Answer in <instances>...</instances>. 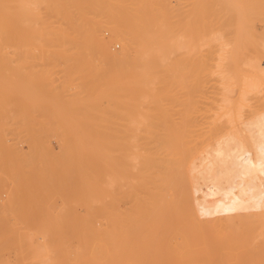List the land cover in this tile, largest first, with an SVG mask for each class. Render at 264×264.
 Masks as SVG:
<instances>
[{"label":"rangeland","instance_id":"rangeland-1","mask_svg":"<svg viewBox=\"0 0 264 264\" xmlns=\"http://www.w3.org/2000/svg\"><path fill=\"white\" fill-rule=\"evenodd\" d=\"M171 1V5L173 4L172 7L176 10V12L178 9L186 12L184 13V19L181 22L179 21L178 17H176L175 21V29L178 27L184 29L183 31H181L182 29L178 28L181 32L177 31L178 29H176L177 34L175 33V37L180 36L178 37L180 39L177 38L178 41H176L179 48L175 47V51H173V54L168 59L162 57L154 58L156 59L155 61H159V63L157 62V65H155L148 74V77L151 78L154 82L151 83L153 86H147L151 89L150 91L146 87V89L143 88V91L141 92L142 96H139L136 101L133 100L131 95H128L130 91L129 87L132 85L131 79V84H129L128 78L130 76L134 77V74H137L138 76V73H130L128 67H125L121 64L122 69H119L120 72L118 73V75L115 74V72H118L117 67L119 65H116V63H114L112 60L107 59V57L105 58L101 55H97L99 54V52H94L96 54L95 55L93 53L89 54L86 52H83V54L82 52H79V54L75 51L63 52L57 50H46L41 51L40 54V51H38V47L36 45L33 46L34 49H32V51H25L26 49H23L24 51H21L18 47L21 43H24V41L22 42L21 38V36L23 37V35L21 34V27L19 28V25L17 24L16 29H18V32L16 30L17 34L15 37L17 40L16 42H18L19 44L15 42V49L17 47L16 52L13 53L12 51V54L10 52H7L10 55L6 52L0 53V61H10L9 63L7 62L8 64L6 63L7 65L0 63V85L3 82H8L11 84L14 83L13 86H16V90H18L13 94L14 99L12 100V106L10 107L9 105L7 108L8 110H6V115L10 117L12 116V118L5 117L3 119L0 117V139L2 137L1 140L4 142H0V264H264V166H257L259 167L257 168L251 165L248 160H244V155L239 149L241 148V146L239 145L241 139L234 138L233 131L231 130L230 126H228L226 121L223 120L224 122H217L215 127V124H213V120L219 118L220 112H222L223 110V108L220 109L217 105L219 104V106H226V104L222 101H220V103L217 102V100H221L218 98L220 97L219 95L221 94V92L218 91L222 90V84L220 80L218 81V79H220L219 75H217V73L214 71V62L212 63L213 60H210V57L213 56L211 52H214V54L217 52L218 54L220 48L219 46L223 44V42L227 43L228 40L234 41L233 38L235 36L231 32L229 33H231V35L234 37H228L231 35L227 36L226 34L230 29L228 23L226 22H229L230 24V22L234 20L235 25L236 15L234 14L232 16V19L229 21L228 18L226 19V17L229 16H224L223 14L224 18L227 21L224 19V21H222L223 16L221 17L220 15H218L217 18L216 14H213V12L209 14L208 12V17H210L211 20H213V15H215L214 21H216V24L214 23L211 28L216 30L213 31H217L216 33L220 31L218 34L220 36L222 34L225 35L224 39L227 40L224 41V39L222 38L223 36H221L223 40L221 39L218 41L219 45H217V42L214 43L216 44L215 47H217L218 49H214L213 46H207L210 48V52L208 48L207 50H203L202 45H200L202 46V49H200L197 41L195 42V40L191 36L198 30V28H196V30L193 31V28L197 26H193V23H191L192 25L187 23V21L189 22L190 20L189 8L191 7V4L189 2L191 0H185L188 2V5L185 4L186 2L184 0H179V2L178 0ZM111 2L113 6L115 0H111ZM178 3L181 4L179 5ZM183 4L184 6L182 7ZM36 11L39 12L38 9H36ZM251 15L253 18L251 17ZM219 16L221 17V19H219ZM263 16L264 15L257 16L256 14L251 13L248 18L246 17L247 19H250L249 17H251L256 21L255 25L249 23L252 26L251 28H249L250 26H247V23L252 19L248 20V22L246 21L247 19H245L247 23H244H246L245 25L247 26V28H249V32H259V36L257 34L256 36L254 34H251L250 40L247 37L244 38L245 40L243 39L242 43L243 41H245V44L240 43L241 50L244 48L243 51H245V45L248 41L249 44H252V42L253 44H257V41L264 38V36H262L264 34H260V31H263L262 33H264V18H262ZM50 19L54 21L50 28H54L56 26L55 24H57V22H55L57 18L51 17ZM79 19V26H82L78 27L80 31L74 30V28L72 29V27L70 29V26H68V24H63L64 26L66 25L68 27V30L74 31H71L73 32V36L75 35V33L77 34L76 31H79L78 35L84 34L82 30L84 29V25L81 22V18ZM260 20H262V22ZM220 23L223 25L221 26ZM232 23L233 21L231 22V24ZM187 24L189 25L190 32L192 34L188 30L189 27H186ZM224 24L225 28L223 27ZM234 25L232 24L230 26L234 28ZM102 31L105 34L106 39L108 38L109 40H111V44H109L113 51L119 52L122 49V44H120L121 42L113 38V35H111V30H109L108 28L102 26ZM184 31L186 35H188L189 33L190 35H188L187 40L184 39L183 43V39L181 40V34ZM232 31L234 32L233 29ZM20 34L21 36H18ZM248 35L246 33V36ZM252 36L255 37L256 40ZM258 37L259 39L257 40ZM252 39L255 41V43L254 41H252ZM231 42L229 43L231 44ZM160 43L163 44V42ZM196 44L198 46H196ZM241 44L244 46H241ZM251 44L248 47H251ZM21 45L23 46L25 45V43ZM228 47L229 46L225 48L224 46L223 50H226H224L223 52H229L230 50L228 51ZM188 49H190V53L187 52ZM197 49L201 50V52L197 51ZM204 49H206V46L204 47ZM241 50V53H237V56L239 55L240 57L238 58L240 60L242 58L241 61L244 60L245 62L247 61V59L242 54L243 52ZM255 50H251L252 53L257 52ZM32 52H35L37 55L35 53L34 55ZM202 52H207V55L204 53V56ZM244 54L246 55V52H244ZM257 54H259V52H257ZM257 54H253L256 56L252 55V58H259L260 61L264 63V54L261 55L262 58L260 57V54ZM89 55H92L94 57H90ZM199 55H201L202 57ZM22 56H24V59H21L23 58ZM29 56L30 58H28ZM206 56L210 60V63ZM257 56L259 57L257 58ZM213 57H216V55ZM40 58L42 61L38 60ZM101 58L102 60H104L103 62ZM202 59L203 62H201ZM239 59L237 61L240 62ZM230 61L231 63H233L232 57L227 59L228 65L225 64L226 67L233 66V64H229ZM15 62H17L18 64H15ZM165 62H172L171 72H165V70L163 69L162 63ZM244 62L241 63L242 67L245 65L243 64ZM235 63L237 62L235 61ZM9 64L14 68H11ZM113 64H115V66ZM210 64L214 67H211ZM208 65L211 69L207 67ZM157 66H159V68ZM235 66L237 65L235 64ZM8 67L11 71L13 69V71L10 72ZM206 67L208 69H206ZM30 68L32 70H30ZM113 68L115 69L113 70ZM5 69L7 72L9 71V73L5 72ZM17 69L18 71L16 72ZM111 69L113 71H111ZM240 70L241 68L238 71L236 70V72L234 71L235 73L233 71H228L233 74V77H235L234 75H236L237 77L235 78H238L237 80L232 79L229 81L230 84L233 83V86L229 85L230 91L228 93L231 100L230 104L237 108L239 107L240 98L239 85L241 80H239V78L244 74L245 76L251 74L250 72L246 71L245 68L242 69L244 72ZM27 71L30 73H28ZM245 71L247 73H245ZM1 72L6 73L7 75L2 74ZM22 72L24 73L22 74ZM46 72L48 74H46ZM94 72L97 74H95ZM128 72L130 73L129 77L126 79L128 81L124 83V81H126L125 75L128 76ZM228 72L227 74L229 76H232L231 73ZM38 73L41 77L37 75ZM46 75L48 76V78ZM115 76L117 78H115ZM119 79L120 82L118 81ZM116 80L119 82V84ZM215 80L217 81L214 82ZM31 82H33L32 85ZM121 83L126 85H123ZM218 84H221V87ZM34 86H36V88ZM62 89L63 91H61ZM102 90L104 94L102 93ZM98 91L102 93L100 96H102L103 99L99 96ZM263 92L264 83L262 85L261 93L256 92L249 94V99L246 98L247 101L246 99L242 101L244 106L241 109L242 111H240V118H243L241 126H244L245 128V131L242 132L244 135L243 138L247 140L249 139V136L251 141L257 140L256 143L258 146V152L261 153L259 154L261 156L260 161L264 163V128H261L264 127ZM143 93L146 94L145 96H147V98H144L145 96H143ZM153 93H155V95ZM216 93L217 95H215ZM97 94L98 97H96ZM167 94H169V96ZM255 94H258L259 96H256ZM212 95H215V98L212 97ZM254 95L256 97H254ZM260 95L262 96L261 98ZM46 96L49 97V99H47ZM26 97H28L29 99H26ZM76 97L77 99L80 98L82 102L86 103L85 107L73 108L72 106H70V104H72L73 102H77ZM95 97L97 99H95ZM99 97L100 99H98ZM151 97H153V99L157 98V106H153L154 103L152 102V104L150 102ZM166 98L168 99L166 100ZM190 99L193 101H191ZM211 99L212 102H210ZM188 100H190L191 102L189 101V107L187 106V108L184 104ZM259 102H262V104ZM173 103L176 105H174ZM256 103H258V106H260L258 107ZM59 104H61V106H59ZM205 104L208 105L206 106ZM147 105L149 106L147 107ZM183 105L185 107H183ZM199 105L202 106V109L201 106L199 107ZM214 106H216V109ZM256 107L258 110L260 107L263 108H261L259 111H256ZM177 108H187L185 110L183 109V111H185L184 113L186 114V123L190 121L188 122V124H186L185 120H183L185 114L181 116V114L183 113L181 111L182 109L178 110L179 112H177ZM199 109H201L202 111H200ZM186 110L190 112H187ZM65 112H67L68 114H65ZM170 112L173 115L170 114ZM74 114H77L76 118L68 120L71 115V117H75ZM211 114L214 116H210ZM136 116L137 118H150L148 126H143L142 124L140 125V123H138L137 125V123L135 122L132 123L131 118ZM197 116L198 118H196ZM58 117L61 118V121L63 123L57 119ZM200 117L202 118V121ZM209 117H211L212 119ZM66 118H68L67 120L70 122V125L66 122ZM85 118L88 119L87 122L85 121ZM91 118L93 119L92 121ZM155 118H161V120L155 122ZM71 120L75 122L71 124ZM181 120H183V122ZM253 120L254 122H252ZM58 121L62 123V126ZM78 121L82 123L81 130L79 127H77L78 125L81 127L80 123L78 124ZM89 121L90 123H88ZM192 121L195 123H192ZM250 121L252 122V124L250 123ZM259 121L263 122V125ZM6 122L8 123L6 124ZM76 122L77 124H75ZM91 123L93 124L90 125ZM179 123H182L183 125ZM71 125H73V127H71L74 128L73 130L70 129ZM181 125L182 127L184 126L186 129H188H185L186 131H182ZM250 125H252L253 129H251ZM3 126H5L6 128ZM66 126H68L69 128ZM171 126L172 128L174 126L175 128H177L178 126V128H181L178 129L180 130V132L185 131V133H188L187 145L190 147L189 152L192 153H190L189 166L194 168L191 171L192 176H194V180H191V182L187 184L188 197L187 199L185 197L184 203V207L187 209V211L183 210L180 205L181 195L179 191V184L175 186L170 184L169 186V183L168 185H164L165 183L163 181L154 179L159 178L161 175H163L164 171L168 170L159 168V166H157L158 163H161L162 165H170V163L172 162V160L158 159L159 157H169L170 155L165 154L166 151H168V146H165L164 143L161 144V142H164V133L166 137L167 135L169 136L168 131ZM191 126L193 128H196L193 129ZM87 128L89 130H87L88 133H91L90 135L87 133V131H84V129L86 130ZM67 129L69 130L67 131ZM148 129L152 130L148 131ZM163 129L165 130V132ZM262 129L263 132H261ZM76 130L79 131V133L81 132L82 136H80V134L78 135V132ZM221 130L224 132V134ZM213 131L216 133L214 134ZM84 132L85 134H87V136L89 135L88 137H86V139L83 138ZM185 133H183V141L187 142ZM73 134L75 136H73ZM135 134H137V139L133 137L135 136ZM158 134L161 138L157 137L159 136ZM7 135L9 137H7ZM92 135L96 137L95 140L93 139L94 137ZM214 135L219 139L216 138L215 140ZM219 135L222 137L221 139H224L223 137L225 136L226 142L229 141L231 143H225L227 146H231L230 148L236 149L229 150L230 148L227 149L225 144L222 145ZM100 137H102L103 144L101 143L102 141L100 140ZM131 137L133 140L130 139ZM210 137L212 139H209ZM78 138H80L81 141L83 140L82 143H84V141L87 143H85L84 146L80 143V145L83 147H87L91 141V144H93L94 147H96L97 144V149H95L96 151H94L93 147V149L91 150L92 153L90 155L91 151L89 152L88 150L83 149V147L79 146V143L77 142L80 140ZM106 138L108 139V141ZM153 140L157 145L154 144ZM93 141H96L97 143ZM99 141H101L100 143L102 146H105H100ZM198 142L200 144H198ZM224 142L225 141H223V143ZM216 143L218 146L216 145ZM125 145L128 148L125 147ZM155 145L157 148H155ZM211 145L213 148L211 147ZM135 146H138L137 150L132 149ZM100 147L103 148V151ZM220 147H222V149L226 147V149L222 150ZM80 148H82L81 150L83 151H81ZM98 149H100L101 151ZM217 149L222 151H217ZM149 150H157L158 152H160L157 154H147L155 158L151 160V163H156V166H151V168L149 169L143 168L142 166H140V164H138L136 168L129 167V161L132 160V156H134V158L136 157V159L139 158L137 160H140V155L144 153V151ZM99 151L102 153L98 155ZM107 152L110 154L108 155ZM94 153L97 155H95ZM92 155H95L94 158H92ZM107 155L109 157V161L107 160ZM11 157L13 159H11ZM112 157H115V159ZM112 159L113 164L111 165ZM19 162L21 165H18ZM94 162H96L97 165ZM115 163H117L118 165H114ZM144 163H150V161ZM121 164L123 166H121ZM74 165L76 166L74 167ZM196 166L199 167V170L196 169ZM148 170L154 171L151 173V184L158 183L160 185L159 198L161 199L162 204L161 212L165 214L155 215L152 213H146L144 211L145 206L142 198L145 197L146 193L145 191H143V188L139 184V179L141 178L140 174L145 173ZM78 171L79 173L77 174ZM80 171L85 173L87 176L85 174H82L81 176ZM197 173L200 174L196 175ZM220 173L223 174L222 178L224 182L216 179L215 175H218ZM84 176L88 179L84 178ZM93 178H96V180H93ZM86 179L88 181H86ZM98 179L99 181H97ZM84 180L88 183L89 186L86 187L85 185L87 184L82 183V181ZM89 181L92 184H90ZM105 183L108 185L109 183H111V185H109L108 187L107 185H105ZM122 183L124 185H122ZM101 184L104 186H102ZM91 185H94V187ZM84 187H86L85 189L91 187V190H85ZM111 192L113 193L111 194ZM121 192L126 196L124 194H120ZM171 192L172 199L171 196L168 195ZM84 193L87 195V197L90 194L89 197L93 201H96L97 199L95 197L98 198L99 196V199L102 198L100 201H103L99 202L98 200L94 205L91 200L89 206L92 210V216L90 217L83 216L86 213V205L82 202V199L84 200L85 198H87ZM165 197L166 201H168L172 206V213H169V203L165 202ZM83 211L84 213L82 214ZM87 227L93 228L95 230L93 236H90V233L86 229ZM34 232L36 234H39V238L36 237V234H33ZM57 232H61V234L59 235L61 238V242L55 244L57 241H59L58 239L52 244L51 240L53 238L52 241H55L54 234L56 236ZM83 232H87L88 234L87 242L85 244H79L77 238ZM43 233H47L53 237L49 239L50 236H45ZM42 234L47 240H45L46 244H44L45 242H41ZM29 237H34L36 241H39L38 244L34 247L26 245V241ZM57 238L55 237V239ZM48 240H50L49 243L51 244L47 243ZM20 241H24V243L22 244V242ZM17 243H19V245Z\"/></svg>","mask_w":264,"mask_h":264},{"label":"bare ground","instance_id":"bare-ground-1","mask_svg":"<svg viewBox=\"0 0 264 264\" xmlns=\"http://www.w3.org/2000/svg\"><path fill=\"white\" fill-rule=\"evenodd\" d=\"M171 0H115V3H114V5L112 6V2H111V0H0V53L1 52H12L13 51V53L14 52H16V50H17V47H16V49H15V42L17 41L16 40V30H17V32H18V29H16L17 28V24L19 25V28L22 30H20L21 31V34L23 35V37L21 36V34L20 35H18V36H21V38H22V42L24 41V43H25V45H21V44H24V43H21L20 44V46L18 47L21 51H24L23 49H26L25 51H32V49H34L33 48V46H37L38 47V51H40V54H41V51H46V50H50V51H54V50H57V51H75V52H77V53H79V52H82V54H83V52H86V53H93V54H95L96 52H99V54H97V55H101V56H103V57H107V59H109V60H112L114 63H116V65H119L118 67H117V69H118V72H115V74H117L118 75V73L120 72V70L119 69H122L121 68V64L122 65H124L125 67H128V70L130 71V73L131 72H135V73H138V76H137V74L135 75L134 74V77H132V76H130V77H132V78H130L129 77V72H128V76L127 75H125L126 77H125V80L128 78L129 79V81L128 80H126V81H124V83L125 82H129V84H131V82H132V85L129 87L130 88V91H129V93H128V95H131L132 96V98H133V100L134 101H136L137 100V98L139 97V96H142V94H141V92L143 91V88L144 89H146V88H148L150 85H152L151 83H154L153 81H152V79L151 78H149L148 77V74L150 73L149 71L151 70V69H153L154 68V66L155 65H157V62L159 63V61H155L156 59H154V58H156V57H162V58H166V59H168L169 57H171V55L173 54V51H175L174 49H175V47L176 48H179L178 47V45H177V43H176V41H178L177 40V38L178 37H180V36H178V37H175V33H176V29H182V28H180V27H178V28H176L175 29V21H176V17H178L179 18V21L181 22L183 19H184V13H186V12H183L182 10H180V9H178L177 10V12H176V10L172 7V5H171V2H170ZM185 1V0H184ZM178 2H179V0H178ZM186 3V5H188L187 3V1H185ZM190 4H191V7L189 8L190 10H189V12H190V20H189V22L187 21V23L188 24H191V23H193V26H197V27H195V28H193V31H195L196 30V28H198V30L196 31V33L194 32V34H192L191 32H190V27H189V25L187 24L186 25V27L188 26L189 27V32L192 34L191 36H192V38L195 40V42L197 41V44H199V46L200 45H202L203 46V50H207V48L210 50V46H213V48L215 49V48H217V47H215L216 46V44H214V43H218V41L219 40H221L222 38L224 39V36L225 35H221V36H223L222 38H221V36L218 34V33H216L215 31H213V30H216V29H212L211 28V26L216 22V21H214V16L215 15H213V20H211L210 19V17H208V12H209V14L210 13H212L213 12V14H216V17L218 16V15H220L221 17L223 16V14H224V16H229V17H226V19L228 18V20L230 21L231 19H232V16L235 14L236 15V26L234 25V20H232L233 21V25H234V28L233 27H231L230 25H232L231 24V22H230V24H229V22H226V23H228V25H229V27H230V29H229V31H228V33L229 32H231L234 36H232L231 35V33H226L227 34V36L228 35H231V36H228V37H234L233 39H234V41L233 40H225L224 39V41H227V43H225V42H223V44H221L219 47V51H218V54H217V52L214 54V52H211V50H210V52L213 54V56H215L216 55V57H213V56H211L212 57V59H211V57H210V60H213L212 61V63L214 62V66H215V72L217 73V75H219V77H220V79H218V81L220 80L221 81V84H222V90L221 91H218V90H216V91H218V92H221V94L219 95L220 97H218L219 99H221V100H217V102H219L220 103V101H222V102H224L225 104H226V106H224V105H222V106H219V104L217 105V103H216V105L220 108V109H222L223 108V110H222V112H220V115H219V118H216L215 120H213V124H215L214 125V127L216 126V123L217 122H224V121H226V123L228 124V126H230V128H231V130L233 131V136H234V138H236V139H241V141L239 142V145L241 146V148H242V150H241V148H239L240 149V151L242 152V154L244 155V160H248V162L251 164V165H253L254 167H257V166H259V167H262V166H264V163L263 162H261L260 161V158H261V156L259 155V154H261V153H259L258 152V146H257V143H256V141H251L250 140V137L248 136V138L249 139H244L243 138V131H245V128H244V126H241V122L243 121L242 119L243 118H240V116H241V114H240V111H242L241 109H242V107L244 106V104L242 103V101L243 100H245L246 98L247 99H249V94H252V93H261L262 92V85H263V83H264V63H262L261 61H260V59L258 58L259 56H257V58L258 59H255V57L254 58H252L253 56H256V55H253V54H257V52H259V54H260V57L262 58V54H264V38L263 39H261V40H259V41H257V44L255 43V41L252 39V41H254V43L255 44H253V42H252V44H251V47H248V46H250V44H249V41L246 43V49H245V51H243L244 50V48L241 50L240 49V43H242V40L244 39V38H248L249 40L251 39V34H254L255 36H256V34L259 36V32H257L256 33V31H255V33H253L252 31V33L251 32H249L250 30H249V28H251L252 26L250 25V24H254L255 25V20L254 19H252L253 17H252V15H251V17H249L250 19H252V20H254V21H252V20H250V19H247L248 18V16L251 14V13H254V14H256L257 16H259V15H264V0H191L190 2H189ZM179 4V3H178ZM181 4V3H180ZM179 4V5H180ZM189 4V5H190ZM185 5V6H186ZM184 6V4L182 5V7ZM182 7H181V9H182ZM177 8V7H176ZM180 8V7H179ZM36 9H38L39 10V12L38 11H36ZM219 16V17H220ZM224 16L222 17V21H224V20H226L225 18H224ZM230 16H231V18H230ZM51 17H56L57 19L55 20V22H57V24H55L56 26L54 27V28H50V26H52V24L54 23V21L53 20H51L50 18ZM189 17V16H188ZM221 17L219 18V19H221ZM247 17V18H246ZM261 17V16H260ZM79 18H81V22H82V24L84 25L83 26V28L84 29H82L83 30V33L84 34H80V35H78L79 34V31H80V29L78 28V27H82V26H79L80 25V19ZM218 18V17H217ZM262 18H264V16L262 17ZM58 19H59V21H58ZM210 19V20H209ZM216 19V18H215ZM224 19V20H223ZM234 19V18H233ZM245 19H247L246 21L248 22V20H250L248 23L245 21ZM213 21V22H212ZM217 21H219V20H217ZM222 21H220V22H222ZM227 21V20H226ZM251 21H252V23H251ZM261 22H262V20H260ZM59 22H61V23H59ZM244 22H246L247 23V26H250L249 28H247V26L245 25L246 23H244ZM259 22V21H258ZM68 24V26H70V29H71V27H72V29L74 28V30H79V31H76L77 32V34L75 33V35L73 36L72 35V33L74 32L73 30H71V31H73V32H71L70 30H68L67 28V26L65 25H63V24ZM250 23V24H249ZM216 24V23H215ZM249 24V25H248ZM260 24V23H259ZM192 25V24H191ZM190 25V26H191ZM220 25L222 26L223 24H221L220 23ZM219 25V26H220ZM102 26H104V27H106V28H108L109 30H111V35H113V38H115L116 40H118L119 42H121L120 44H122L121 45V50L119 51V52H116V51H113V49L111 48V46H110V44H111V40H109L108 38V40L106 39V37H105V34L103 33V31H102ZM182 26H183V24H182ZM217 26V25H216ZM245 26H246V29H248V30H246L245 29ZM264 26V25H263ZM185 27V26H184ZM224 28H225V24H224V26H223ZM228 27V28H229ZM214 28H215V26H214ZM258 28V27H257ZM264 28V27H263ZM177 30V31H180V30ZM191 29H192V27H191ZM227 29V28H226ZM225 29V30H226ZM232 29L234 30V32L232 31ZM81 30V31H82ZM184 29H182L181 31H183ZM220 30H222V29H220ZM225 30H224V32H225ZM260 30V29H259ZM19 31V32H20ZM180 31V32H181ZM249 32V33H248ZM261 33V35L262 34H264V33H262L263 31H260ZM80 33H82V32H80ZM190 33L188 34V35H190ZM235 33V34H234ZM246 33H247V35L248 34H250V35H248V36H246ZM177 34V33H176ZM48 35V36H47ZM188 35H186L185 34V31L184 32H182V34H181V40L183 41V43H184V39H186L187 40V38H188ZM226 36V37H227ZM262 36H264V35H262ZM253 37V36H252ZM261 37V36H260ZM19 38V37H18ZM17 38V39H18ZM253 38H255V37H253ZM262 38V37H261ZM178 39H180V38H178ZM222 39V40H223ZM227 39H232V38H227ZM259 39V37L257 38V40ZM185 40V41H186ZM245 40V39H244ZM255 40H256V38H255ZM232 41V42H231ZM247 41V40H246ZM160 42H163V44L162 43H160ZM200 42V43H199ZM220 42H222V41H220ZM229 42H231V44L229 43ZM234 42V43H233ZM245 41H243V43L242 44H245L244 43ZM251 42V41H250ZM16 43H18V42H16ZM110 43V44H109ZM189 43V42H188ZM19 44V43H18ZM187 44V43H186ZM196 44V46H198ZM241 44V46H244V45H242ZM217 45H219V43L217 44ZM202 46H200V49H202L201 47ZM206 46V49H204V47ZM207 46H209V47H207ZM225 46V48L227 47V46H229L228 47V51L230 52H223L224 50H226V49H224L223 50V47ZM231 46H232V48H231ZM239 46V47H238ZM253 46H254V48H253ZM21 47H24V48H21ZM260 48V49H257V48ZM198 48V47H197ZM247 48H249V49H247ZM256 49V50H255ZM15 50V51H14ZM202 50V51H203ZM233 50V51H232ZM240 50L243 52L242 54L245 56V58L247 59V61H245L244 62V60L243 61H241L242 60V58H241V60L238 58V57H240L239 55L237 56V53L239 54V52H240ZM246 50H248V51H246ZM257 51V52H255V53H252V51ZM261 50V51H260ZM197 51H200L201 52V50H198L197 49ZM95 52V53H94ZM188 53H190V49H188V51H187ZM200 52H199V54H200ZM220 52V53H219ZM244 52H246V55H247V57H246V55L244 54ZM248 52H249V54H248ZM20 53V52H19ZM22 53V52H21ZM33 53V52H32ZM35 53V52H34ZM33 53V54H34ZM85 53V54H86ZM101 53V54H100ZM204 53L207 55V52H202V54L204 55ZM210 53V54H211ZM241 53V52H240ZM7 54H9V53H7ZM12 54V53H11ZM36 54V53H35ZM34 54V55H35ZM80 54V53H79ZM92 54V55H93ZM201 54V55H202ZM235 54V55H234ZM241 54V55H242ZM251 54V55H250ZM259 54H257V55H259ZM4 55V54H3ZM10 55V54H9ZM14 55V54H13ZM37 55V54H36ZM76 55V54H75ZM90 56V57H94V56ZM96 55V54H95ZM185 55V54H184ZM201 55H199V56H201ZM253 55V56H252ZM5 56V55H4ZM8 56V55H7ZM12 56V55H11ZM80 56V55H79ZM205 56V55H204ZM2 57V56H1ZM20 57V56H19ZM23 58H21V59H24V56H22ZM98 57V56H97ZM202 57V56H201ZM230 57H232V62L233 63H231V61L229 62V64L230 65H232L233 64V66H228V67H231V68H228V67H226V65L225 64H227V59L228 58H230ZM243 57V56H242ZM249 57V58H248ZM4 58H6V57H4ZM18 58V57H17ZM26 58H27V56H26ZM28 58H30V56L28 57ZM41 58H43V57H41ZM41 58L40 59H38V60H41ZM88 58V57H87ZM99 58V57H98ZM97 58V59H98ZM204 58V57H203ZM206 58L208 59V57L206 56ZM214 58H217V59H214ZM244 58V57H243ZM104 59V58H103ZM161 59V58H160ZM206 59V60H207ZM240 60V62L239 61H237V60ZM245 59V60H246ZM9 60V59H8ZM12 60V59H11ZM36 60V59H35ZM37 60V61H38ZM89 60V59H88ZM93 60V59H92ZM91 60V61H92ZM100 60V59H99ZM101 60H102V58H101ZM201 60V59H200ZM210 60L208 59V61H209V63H210ZM217 60V61H216ZM237 62V63H235V61ZM6 61V62H5ZM5 61H0V63H3V64H6L8 61L7 60H5ZM13 61V60H12ZM25 61V60H24ZM42 61V60H41ZM62 61V60H61ZM61 61H59V62H61ZM82 61V60H81ZM90 61V60H89ZM104 60H102V62H103ZM108 61V60H107ZM199 61V60H198ZM205 61V60H204ZM216 61V62H215ZM10 62V61H9ZM8 62V63H9ZM21 62V61H20ZM101 62V61H100ZM109 62V61H108ZM111 62V61H110ZM201 62H203V59H202V61ZM242 62H244L243 64H245L243 67L246 69V71H248V72H250L251 74L250 75H248V74H246V75H248V76H245V74L242 76V77H240L239 78V80H241L240 81V85H239V95H240V98H239V107L237 108V107H234V106H232V104H230L231 103V100H230V97H229V91H230V86L229 85H231V86H233L232 84H230V80H232V79H235V80H237L235 77H237L236 75H234L235 77H233V74L231 73V72H228V71H235L236 72V70L238 71L240 68H241V70L242 69H244L243 67H242V65H241V63ZM7 63V64H8ZM17 62H15V64H16ZM22 63H24V62H22ZM82 63V62H81ZM215 63H216V65H215ZM6 64V65H7ZM18 64V63H17ZM29 64V63H28ZM31 64V63H30ZM107 64V63H106ZM235 64L237 65V66H235ZM238 64H239V66H238ZM10 65V64H9ZM22 65H24V64H22ZM32 65H34V64H32ZM43 65V64H42ZM94 65V64H93ZM114 66H115V64H113ZM211 65V64H210ZM228 65V64H227ZM4 66V65H3ZM11 66V68H14V67H12V65H10ZM9 66V67H10ZM20 66V65H19ZM123 66V67H124ZM214 66H212L211 65V67H214ZM9 67H8V69H9ZM31 67V66H30ZM112 67V66H111ZM158 68H159V66H157ZM162 67H163V69L165 70V72H171L172 71V62H165V63H162ZM161 67V68H162ZM208 68L210 67L209 65L207 66ZM206 67V69H208ZM36 68V67H35ZM80 68V67H79ZM157 68V69H158ZM160 68V69H161ZM3 69V68H2ZM20 69H21V67H20ZM115 68H113V70H114ZM209 69H211V68H209ZM229 69H231V70H229ZM30 70H32L31 68H30ZM112 69H111V71H113ZM155 70H156V68H155ZM240 70V71H241ZM9 71L10 72H12L13 71V69H12V71L9 69ZM9 71L7 72L6 71V69H5V72H7V73H9ZM18 71V69L16 70V72ZM21 71V70H20ZM24 71V70H23ZM36 71V70H35ZM43 71V70H42ZM46 71V70H45ZM51 71V70H50ZM79 71V70H78ZM77 71V72H78ZM96 71V70H95ZM115 71H117V70H115ZM174 71V70H173ZM239 71V72H240ZM243 71V70H242ZM245 71V73H247ZM28 72V71H27ZM37 72V71H36ZM90 72V71H89ZM227 72L228 73H231V75L232 76H229L228 74H227ZM234 72V73H235ZM238 72V73H239ZM244 72V71H243ZM2 73V72H1ZM24 72H22V74H23ZM28 73H30V72H28ZM28 73H25V74H28ZM41 73V72H40ZM95 73V72H94ZM112 73V72H111ZM215 73V74H216ZM2 74H6V73H2ZM12 74H14V73H12ZM17 74V73H16ZM21 74V75H22ZM32 74H33V71H32ZM43 74H45V73H43ZM46 74H48L47 72H46ZM70 74V73H69ZM75 74V73H74ZM95 74H97V73H95ZM7 75V74H6ZM30 75V74H29ZM36 75V74H35ZM37 75H39V73L37 74ZM53 75V74H52ZM116 75V76H117ZM228 75V76H227ZM242 75V74H241ZM40 76V75H39ZM47 76V75H46ZM50 76V75H49ZM76 76V75H75ZM74 76V77H75ZM115 76V78H117ZM136 76V77H135ZM210 76V75H209ZM12 77V76H11ZM16 77V76H15ZM41 77V76H40ZM93 77V76H92ZM120 77V76H119ZM169 77V76H168ZM212 77V76H211ZM216 77V76H215ZM218 77V76H217ZM218 77V78H219ZM27 78V77H26ZM29 78V77H28ZM44 78V77H43ZM47 78H48V76H47ZM172 78V77H171ZM213 78H214V76H213ZM12 79V78H11ZM18 79V78H17ZM34 79V78H33ZM33 79H32V81H33ZM36 79H38V78H36ZM121 79V78H120ZM120 79L118 80L119 82H120ZM123 79V78H122ZM130 79H131V82H130ZM173 79V78H172ZM4 80V79H3ZM22 80V79H21ZM28 80V79H27ZM30 80V79H29ZM44 80V79H43ZM48 80V79H47ZM72 80V79H71ZM157 80V79H156ZM155 80V81H156ZM0 81H1V79H0ZM10 81H12V80H10ZM117 81V80H116ZM115 81V82H116ZM117 81V82H118ZM123 81V80H122ZM217 80H215L214 82H216ZM234 81V80H233ZM16 82H17V80H16ZM47 82V81H46ZM49 82H51V81H49ZM119 82H118V84H119ZM236 82H239V81H236ZM235 82V83H236ZM20 83H21V81H20ZM32 83L33 82H31V85H32ZM45 83V82H44ZM234 83V84H235ZM13 84L14 83H8V82H3L1 85H0V91H1V96H0V117L1 118H5V117H9V118H12V116L10 117V116H8V115H6L7 113H6V110H8L7 108H8V106L10 105V107L12 106V100L14 99L13 98V94L15 93V91H18V90H16V86H13ZM23 84V83H22ZM28 84H30V83H28ZM38 84V83H37ZM41 84V83H40ZM50 84V83H49ZM51 84H53V83H51ZM56 84V83H55ZM117 84V83H116ZM121 84H123V83H121ZM120 84V85H121ZM215 84V83H214ZM30 85V86H31ZM46 85V84H45ZM97 85V84H96ZM113 85V84H112ZM123 85H126V84H123ZM217 85V86H218ZM238 85V84H237ZM47 86V85H46ZM65 86V85H64ZM116 86V85H115ZM127 86H129V85H127ZM148 86V87H147ZM153 86V85H152ZM156 86V85H155ZM154 86V87H155ZM158 86V85H157ZM27 87H29V86H27ZM35 88H36V86H34ZM50 87V86H49ZM125 87V86H124ZM146 87V88H145ZM220 87H219V89H220ZM46 88V87H45ZM51 88V87H50ZM57 88V87H56ZM55 88V89H56ZM159 88H160V86H159ZM18 89V88H17ZM52 89H53V87H52ZM59 89H61V88H59ZM100 89H102V88H100ZM170 89V88H169ZM46 90V89H45ZM148 90L150 91L151 89L150 88H148ZM171 90V89H170ZM37 91V90H36ZM55 91V90H54ZM61 91H63V89L61 90ZM155 91H156V89H155ZM260 91V92H259ZM21 92V91H20ZM39 92V91H38ZM42 92V91H41ZM48 92V91H47ZM99 92V91H98ZM106 92V91H105ZM124 92V91H123ZM145 92H146V90H145ZM176 92V91H175ZM18 93V92H17ZM40 93V92H39ZM38 93V94H39ZM102 93H103V90H102ZM102 93H100L99 92V96L102 94ZM156 93H158V92H156ZM182 93V92H181ZM264 93V92H263ZM44 94V93H43ZM43 94H41V95H43ZM47 94V93H46ZM57 94V93H56ZM68 94V93H67ZM75 94V93H74ZM104 94V93H103ZM144 95L143 96H145L146 94L145 93H143ZM154 95H155V93H153ZM153 94H151V95H153ZM163 94V93H162ZM170 94V93H169ZM169 94H167L168 96H169ZM172 94V93H171ZM194 94V93H193ZM238 94V93H237ZM19 95V94H18ZM66 95V94H65ZM64 95V96H65ZM73 95V94H72ZM161 95V94H160ZM166 95V94H165ZM182 95V94H181ZM187 95V94H186ZM185 95V96H186ZM215 95H217V93L215 94ZM215 95L213 96L212 95V97H214L215 98ZM256 95V94H255ZM254 95V97H256ZM20 96V95H19ZM23 96V95H22ZM21 96V97H22ZM26 96V95H25ZM45 96V95H44ZM63 96V95H62ZM96 96V95H95ZM104 96V95H103ZM183 96V95H182ZM189 96V95H188ZM252 96V95H251ZM259 96V95H258ZM43 97V96H42ZM47 97V96H46ZM69 97V96H68ZM78 97V96H77ZM77 97H76V99H77ZM96 97H98V94H97V96ZM95 97V99H97ZM102 99H103V97L102 96H100ZM100 97L98 98V99H100ZM179 97H181V96H179ZM262 96L260 95V98H261ZM44 98V97H43ZM59 98V97H58ZM63 98V97H62ZM83 98V97H82ZM89 98H91V97H89ZM144 98H147V96H145ZM160 98H161V96H160ZM199 98V97H198ZM217 98V99H218ZM260 98H259V101H260ZM25 99V98H24ZM26 99H29L28 97H26ZM47 99H49V97H47ZM55 99V98H54ZM68 99V98H67ZM164 99V98H163ZM162 99V100H163ZM168 98H166V100H167ZM181 99V98H180ZM186 99V98H185ZM191 99H193V98H191ZM190 99V100H191ZM201 99V98H200ZM213 99V98H212ZM212 99H211V101L210 102H212ZM247 99H246V101H247ZM57 100H59V99H57ZM64 100V99H63ZM79 100V101H78ZM166 100H165V102H166ZM170 100V99H169ZM172 100V99H171ZM187 100V99H186ZM190 100H188L187 102H185V104L184 105H186V107L189 105V101ZM203 100V99H202ZM251 100V99H250ZM264 100V99H263ZM72 101V100H71ZM75 101V100H74ZM91 101V100H90ZM93 101V100H92ZM174 101H176V100H174ZM191 101H193V100H191ZM190 101V102H191ZM205 101V100H204ZM203 101V102H204ZM21 102V101H20ZM51 102V101H50ZM73 102V101H72ZM71 102V103H72ZM86 102V101H85ZM150 102L153 104V106L155 105V106H157V98L156 99H153V97H151V100H150ZM160 102V101H159ZM167 102H169V101H167ZM184 102V101H183ZM25 103V102H24ZM59 103V102H58ZM198 103H200V102H198ZM206 103V102H205ZM249 103H250V101H249ZM249 103H247V104H249ZM252 103V102H251ZM259 103H261L262 104V102H259ZM56 104V103H55ZM69 104V103H68ZM76 104V105H75ZM129 104V103H128ZM167 104V103H166ZM174 104V103H173ZM192 104V103H191ZM195 104V103H194ZM237 104V103H236ZM257 104V106H258V103H256ZM85 105H86V103H84V102H82V100L79 98V99H77V102L75 101V102H73L72 104H70V106H72L73 108H78V107H85ZM174 105H176V104H174ZM178 105H179V103H178ZM177 105V106H178ZM181 105V104H180ZM183 105V107H185ZM203 105V104H202ZM206 105V104H205ZM208 105V104H207ZM206 105V106H207ZM215 105V104H214ZM24 106V105H23ZM54 106V105H53ZM57 106V105H56ZM59 106H61V104H59ZM129 106V105H128ZM149 105H147V107H148ZM201 105H199V107H200ZM204 106V105H203ZM211 106V105H210ZM236 106V105H235ZM260 106V105H259ZM258 106V107H259ZM262 106V105H261ZM31 107V106H30ZM71 107V108H72ZM181 107V106H180ZM189 107V106H188ZM187 107V108H188ZM215 107V109H216V106H214ZM217 107V108H218ZM50 108H51V106H50ZM63 108H65V107H63ZM69 108V107H68ZM187 108H185V109H187ZM213 108V107H212ZM261 108H263V107H260L259 108V110L261 109ZM10 109V108H9ZM176 109V108H175ZM180 109H182V108H180ZM180 109H178L177 108V112H179L178 110H180ZM184 109V108H183ZM183 109L181 110L183 113L181 114V116L182 115H184L185 113V111H183ZM184 109V110H185ZM190 109H192V108H190ZM201 109H202V106H201ZM201 109H199L200 111H202ZM207 109V108H206ZM256 109V111L258 110L257 109V107L255 108ZM264 109V108H263ZM62 110V109H61ZM78 110V109H77ZM86 110V109H85ZM198 110V109H197ZM258 110V111H259ZM21 111V110H20ZM66 111V110H65ZM187 111V110H186ZM221 111V110H220ZM25 112V111H24ZM30 112H31V109H30ZM29 112V113H30ZM33 112V111H32ZM53 112V111H52ZM62 112V111H61ZM68 112V111H67ZM67 112H65V114L67 113ZM174 112H176V111H174ZM187 112H190V111H187ZM205 112V111H204ZM203 112V113H204ZM219 112V111H218ZM77 113V112H76ZM145 113H147V112H145ZM194 113V112H193ZM200 113V112H199ZM209 113V112H208ZM260 113V112H259ZM262 113H263V111H262ZM28 114V113H27ZM33 114V113H32ZM68 114V113H67ZM86 114V113H85ZM170 114H172L171 112H170ZM201 114H202V112H201ZM264 114V113H263ZM15 115V114H14ZM19 115H20V112H19ZM73 115V114H72ZM71 115V116H72ZM75 115V114H74ZM77 115V114H76ZM76 115H75V117L73 116V117H71L70 116V118L68 119V118H66V120L68 119V120H70V119H72V118H76ZM173 115V114H172ZM175 115V114H174ZM179 115V114H178ZM196 115V114H195ZM204 115V114H203ZM205 115H207V114H205ZM261 115V114H260ZM78 116H80V115H78ZM133 116V115H132ZM180 116V117H181ZM201 116V115H200ZM210 116H214V115H210ZM42 117V116H41ZM142 117V116H141ZM179 117V118H180ZM185 117H186V114L184 115V119L183 120H185V123H186V120L187 119H185ZM193 117H195V116H193ZM264 117V116H263ZM17 118V117H16ZM23 118V117H22ZM38 118V117H37ZM182 118V117H181ZM196 118H198V116L196 117ZM201 118V117H200ZM209 118H211V117H209ZM208 118V119H209ZM213 118H215V117H213ZM256 118V117H255ZM59 121H61V118H57ZM78 119V118H77ZM77 119H76V121H77ZM84 119V118H83ZM117 119V118H116ZM156 120H155V122H158V121H160L161 120V118H155ZM192 119V118H191ZM212 119V118H211ZM257 119V118H256ZM1 120V119H0ZM65 120V119H64ZM66 121L67 123H69V125H70V122L69 121ZM79 120V119H78ZM87 118H85V121L87 122ZM89 120H90V118H89ZM93 119L91 118V121H92ZM95 120V119H94ZM130 120V119H129ZM179 120V119H178ZM183 120H181L182 122H183ZM224 120V121H223ZM14 121V120H13ZM23 121H25V120H23ZM56 121V120H55ZM58 121V122H59ZM72 121V120H71ZM84 121V120H83ZM181 121H179V122H181ZM195 121V120H194ZM200 121V120H199ZM201 121H202V118H201ZM207 121H209V120H207ZM248 121V120H247ZM256 121V120H255ZM27 122V121H26ZM25 122V123H26ZM62 122V121H61ZM61 122H59V124H61V126H62V123ZM73 122H75V121H72V123L71 124H73ZM100 122V121H99ZM131 122L133 123V122H135V123H137V125H138V123H140V125L142 124L143 126H148V124H149V122H150V118H137V116L136 117H133V118H131ZM167 122H168V120H167ZM188 122H190V121H188ZM188 122L186 123V124H188ZM252 122H254V120L252 121ZM252 122L250 121V123L252 124ZM260 122V121H259ZM1 123V122H0ZM4 123V122H3ZM8 122H6V124H7ZM57 123V122H56ZM80 123V125L82 124L81 122H79L78 121V124ZM84 123V122H83ZM88 123H90V121L88 122ZM131 123V124H132ZM192 123H195V122H193L192 121ZM200 123V122H199ZM205 123V122H204ZM262 125H263V122H260ZM65 124V123H64ZM63 124V125H64ZM75 124H77V122L75 123ZM85 124V123H84ZM93 123H91L90 125H92ZM157 124V123H156ZM170 124V123H169ZM179 124H182V123H179ZM197 124V123H196ZM201 124H203V123H201ZM200 124V125H201ZM209 124H210V122H209ZM68 125V126H69ZM175 125V124H174ZM183 125V124H182ZM182 125H181V127H182ZM191 125V124H190ZM199 125V124H198ZM224 125V124H223ZM247 125V124H246ZM260 125V124H259ZM15 126V125H14ZM26 126V125H25ZM68 126H66V127H68ZM187 126H189V125H187ZM193 126H195V125H193ZM202 126V125H201ZM251 126V129H253V127H252V125H250ZM254 126V125H253ZM264 126V125H263ZM3 127H5V126H3ZM71 127H73V125H71L70 126V129H74V128H71ZM77 127H79L80 128V130H81V128H82V125H81V127L78 125ZM84 127V126H83ZM96 127V126H95ZM157 127V126H156ZM192 127V126H191ZM211 127V126H210ZM222 127V126H221ZM223 127H226V126H223ZM6 128V127H5ZM5 128H4V130H5ZM69 128V127H68ZM76 128V127H75ZM86 128V127H85ZM89 128V127H88ZM88 128L85 130L84 129V131L86 132L87 130H88ZM148 128H150V127H148ZM193 128V127H192ZM194 128H196V127H194ZM193 128V129H194ZM197 128H198V126H197ZM261 128H264V127H261ZM8 129V128H7ZM56 129V128H55ZM66 129V128H65ZM160 129V128H159ZM167 129V128H166ZM178 129H181V128H178V126H177V128H175V126L172 128V126L169 128V131H168V134H169V136L167 135V137L165 136V133H164V142H161V144L162 143H164V145L165 146H168V151H166V149H165V151H166V155L167 154H170L169 155V157H159L158 159H165V160H172V162L170 163V165H162L161 163H158L157 164V166H159V168H163L164 170L165 169H168V170H166V171H164V173H163V175H161L159 178H154L155 180H159V181H163L165 184L164 185H168V183H169V186H170V184H172L173 186H175V185H177V184H179L180 185V189H179V191H180V195H181V198H180V205H181V208L183 209V210H185V211H187V209L184 207V203H185V197H186V199H187V197H188V193H187V184H189L190 182H191V180L193 181L194 180V176H192V170L194 169L193 167H190L189 165H190V153L191 152H189L190 151V147L187 145V143H188V139H187V134L188 133H185V131L188 129H186L184 126L182 127V131L183 130H185L184 132H180V130H178ZM201 129V128H200ZM17 130V129H16ZM69 129H67V131H68ZM152 129H148V131H151ZM164 130V129H163ZM189 130H191V129H189ZM188 130V131H189ZM199 130V129H198ZM209 130V129H208ZM230 130V131H231ZM250 130V129H249ZM15 131V130H14ZM57 131V130H56ZM66 131V130H65ZM77 131V130H76ZM89 131V130H88ZM88 131H87V133H88ZM162 131V130H161ZM203 131V130H202ZM222 131V130H221ZM261 131V130H260ZM260 131H259V133H260ZM6 132V131H5ZM32 132V131H31ZM78 132V135L80 134V136H82L81 134V132L79 133V131H77ZM83 132V131H82ZM85 132L83 133V138H85L86 139V137H88L91 133L89 132L88 134V136H87V134H85ZM141 132V131H140ZM164 132H165V130H164ZM197 132V131H196ZM214 132V131H213ZM223 132V131H222ZM258 132V131H257ZM261 132H263V129H262V131ZM152 133V132H151ZM183 133H185V136H186V141L187 142H184L183 141V138H184V134ZM208 133V132H207ZM211 133V132H210ZM216 132H214V134H215ZM245 133V132H244ZM264 133V132H263ZM2 134V133H1ZM16 134V133H15ZM84 134H85V136H84ZM223 134H224V132H223ZM227 134V133H226ZM226 134H225V136H226ZM252 134V133H251ZM33 135V134H32ZM31 135V136H32ZM96 135V134H95ZM137 134H135V136H133V137H137L136 136ZM159 135V134H158ZM202 135V134H201ZM256 135V134H255ZM258 135V134H257ZM262 135V134H261ZM4 136H5V134H4ZM19 136V135H18ZM29 136V135H28ZM34 136V135H33ZM73 136H75L74 134H73ZM93 136V135H92ZM92 136H91V139H92ZM110 136V135H109ZM196 136V135H195ZM210 136V135H209ZM213 136V135H212ZM220 136V135H219ZM225 136L223 137L224 139H221L222 137L220 136V139H221V142H222V145L223 144H227V143H229V144H231L229 141H227L226 142V139H225ZM254 136V135H253ZM7 137H9L8 135H7ZM79 137V136H78ZM94 137V136H93ZM105 137V136H104ZM157 137H159V138H161L160 137V135L159 136H157ZM258 137V136H257ZM257 137H256V139H257ZM261 137V136H260ZM6 138V137H5ZM12 138V137H11ZM37 138V137H36ZM36 138H35V141H36ZM82 138V139H83ZM98 138V137H97ZM101 138V139H100ZM99 139L102 141V137H100ZM121 138V137H120ZM158 138V139H159ZM216 138L217 139H219L217 136H215L214 135V139L216 140ZM228 138V137H227ZM1 139H2V137H1ZM0 139V140H1ZM17 139V138H16ZM34 139V138H33ZM71 139V138H70ZM79 140H80V138H78ZM90 139V140H91ZM94 140L96 139V137H94L93 138ZM107 139V138H106ZM130 139H132V137L130 138ZM137 139V138H136ZM209 139H212L211 137L209 138ZM254 139V138H253ZM25 140V139H24ZM72 140V139H71ZM133 140V139H132ZM131 140V141H132ZM185 140V139H184ZM225 141L224 143H223V141ZM5 141H7V140H5ZM13 141V140H12ZM32 141V140H31ZM30 141V142H31ZM34 141V142H35ZM42 141V140H41ZM78 141V140H77ZM81 141V140H80ZM80 141H78L77 143H79V146H81L80 145V143L81 144H83V146H84V144L86 143L85 141H84V143H82V141L80 142ZM89 141V140H88ZM101 141H99V144H100V146H102L101 145V143L103 144V141L101 142ZM107 141H108V139H107ZM127 141V140H126ZM155 141H158V140H155ZM214 141V140H213ZM0 142H2V143H4L2 140L0 141ZM10 142V141H9ZM29 142V141H28ZM90 142V141H89ZM88 142V143H89ZM92 142V141H91ZM91 142L88 144V146L85 148V147H83V146H81V147H83V149H86V150H88L89 152L93 149V147H94V145L93 144H91ZM93 142H96V141H93ZM97 142H98V139H97ZM96 142V143H97ZM101 142V143H100ZM109 142H110V140H109ZM133 142V141H132ZM153 142H154V140H153ZM218 142V141H217ZM21 143V142H20ZM32 143V142H31ZM38 143H39V141H38ZM37 143V144H38ZM95 143V144H96ZM112 143H113V141H112ZM151 143V142H150ZM203 143V142H202ZM8 144V143H7ZM17 144H18V142H17ZM35 144V143H34ZM33 144V145H34ZM36 144V145H37ZM42 144V143H41ZM87 144V143H86ZM109 144H111V143H109ZM115 144V143H114ZM114 144H112V145H114ZM154 144H156L155 142H154ZM160 144V145H161ZM198 144H200L199 142H198ZM219 144H220V141H219ZM225 144V146L227 147V149L228 148H230L229 146H227ZM228 144V145H229ZM4 145V144H3ZM2 145V146H3ZM45 145V144H44ZM111 145V146H112ZM122 145V144H121ZM157 145V144H156ZM156 145H155V148H157L156 147ZM197 145V144H196ZM210 145V144H209ZM216 145H217V143H216ZM215 145V146H216ZM221 145V146H222ZM239 145H237V146H239ZM47 146V145H46ZM105 146V145H104ZM104 146H102V147H104ZM119 146H120V143H119ZM134 146V145H133ZM164 146V147H165ZM213 146H214V144H213ZM218 146V145H217ZM33 147V146H32ZM31 147V148H32ZM45 147V146H44ZM102 147H100V148H102ZM122 147V146H121ZM125 147H127L126 145H125ZM136 147V148H135ZM134 148H132V149H138L137 147L138 146H135ZM152 147V146H151ZM154 147V146H153ZM159 147V146H158ZM198 147V146H197ZM209 147V146H208ZM211 147H212V145H211ZM226 147L225 148H223L222 149V147H220L222 150H225L226 149ZM234 147V146H233ZM236 147V146H235ZM3 148V147H2ZM35 148H36V146H35ZM46 148V147H45ZM79 148V147H78ZM128 148V147H127ZM167 148V147H166ZM213 148V147H212ZM20 149V148H19ZM34 149V148H33ZM82 148H80V150H81ZM95 149H97V144H96V147H94V151H96ZM146 149V148H145ZM194 149V148H193ZM236 149V148H235ZM234 148H230L229 150H235ZM16 150V149H15ZM18 150V149H17ZM45 150H48V149H45ZM98 150H100V149H98ZM192 150V149H191ZM201 150V149H200ZM208 150V149H207ZM212 150V149H211ZM222 150H218L217 149V151H222ZM5 151V150H4ZM81 151H83V150H81ZM80 151V152H81ZM101 151V150H100ZM99 151V153H98V155L100 154V153H102V152H100ZM102 151H103V148H102ZM108 151V150H107ZM119 151V150H118ZM121 151V150H120ZM132 151V150H131ZM142 151H143V149H142ZM154 150H149V151H144V153H142L141 155H140V160H137V159H139V158H137L136 159V157L134 158V156H132V160H130L129 161V167L130 168H136V166L138 165V164H140V166H142L143 168H146V169H149V168H151V166L152 167H154V166H156V163H151V160H153V159H155L154 157H152V156H149V155H147L148 153H160V152H158L157 150H155L154 152H153ZM164 151V150H163ZM239 151V150H238ZM79 152V151H78ZM111 152V151H110ZM138 152V151H137ZM84 153H85V150H84ZM91 153H92V151L90 152V155H91ZM96 153V152H95ZM94 153V154H95ZM108 153V152H107ZM107 153H105V154H107ZM112 153V152H111ZM119 153V152H118ZM134 153H135V151H134ZM198 153V152H197ZM201 153V152H200ZM208 153V152H207ZM110 153H108V155H109ZM133 154V153H132ZM192 154V153H191ZM95 155H97V154H95ZM94 155V156H95ZM103 155V154H102ZM108 155H107V160H108ZM131 155V154H130ZM129 155V156H130ZM21 156V155H20ZM93 156V155H92ZM94 156L92 157V158H94ZM106 156V155H105ZM112 156V155H111ZM110 156V157H111ZM114 156V155H113ZM136 156V155H135ZM97 157V156H96ZM95 157V158H96ZM131 157V156H130ZM112 158H114L115 159V157H112ZM2 159V158H1ZM11 159H13L12 157H11ZM23 159H25V158H23ZM137 161H136V160ZM102 160V159H101ZM214 160H215V158H214ZM88 161V160H87ZM99 161V160H98ZM109 161V160H108ZM148 161H150V163H144V162H148ZM16 162V161H15ZM22 162V161H21ZM102 162V161H101ZM100 162V163H101ZM118 162V161H117ZM128 162V161H127ZM95 164H96V162H94ZM110 163V162H109ZM108 164V163H107ZM113 164V159H112V161H111V165ZM18 165H21L20 164V162H19V164ZM78 165H80V164H78ZM97 165V164H96ZM96 165H95V167H96ZM109 165V164H108ZM114 165H118L117 163H115ZM127 165V164H126ZM126 165H124V166H126ZM15 166H16V164H15ZM76 165H74V167H75ZM121 166H123L122 164H121ZM121 166H117V167H121ZM81 167H83V166H81ZM113 167V166H112ZM259 167H257V168H259ZM20 168V167H19ZM19 168H17V169H19ZM79 168V167H78ZM77 168V169H78ZM84 168H86V167H84ZM7 169V168H6ZM44 169V168H43ZM80 169V168H79ZM118 169H120V168H118ZM122 169V168H121ZM196 169L197 170H199V167L198 166H196ZM83 170V169H82ZM35 171V170H34ZM58 171V170H57ZM92 171V170H91ZM82 171H80V174H81V176H82V174L84 175L85 173H81ZM152 172H154V171H146L145 173H141L140 174V179H139V184L141 185V187L143 188V191H145V197L144 198H142L143 199V201H144V206H145V208H144V211L146 212V213H152V214H155V215H161V214H165V213H162L161 212V206H162V204H161V199L159 198V195H160V189H159V187H160V185L158 184V183H152L151 184V178H152V175H151V173ZM79 173V171L77 172V174ZM88 173V172H87ZM92 174H94V173H92ZM198 174H200V173H197L196 175H198ZM86 175V174H85ZM89 175V174H88ZM87 176V175H86ZM216 176V179L217 180H219V181H221V182H224V180H223V178H222V176H223V174L222 173H220V174H218V175H215ZM89 177V176H88ZM95 177V176H94ZM108 177V176H107ZM84 178H87V177H85L84 176ZM83 178V179H84ZM109 178V177H108ZM9 179V178H8ZM88 179V178H87ZM86 179V181H88ZM92 180V179H91ZM90 180V181H91ZM93 180H96V178H93ZM13 181V180H12ZM85 180L84 181H82V183H84V184H87V185H85L86 187L87 186H89L88 185V183L86 182ZM90 181H89V183H90ZM97 181H99V179L97 180ZM102 181V180H101ZM100 181V182H101ZM15 182V181H14ZM110 182V181H109ZM111 182H112V180H111ZM13 183V182H12ZM94 183H96V182H94ZM106 183H107V181H106ZM105 183V185H107L108 187H109V185H111V183H109V185L108 184H106ZM115 183V182H114ZM32 184V183H31ZM34 184V183H33ZM90 184H92V183H90ZM103 184V183H102ZM101 184V185H102ZM13 185V184H12ZM122 185H124L123 183H122ZM191 185V184H190ZM83 186V185H82ZM82 186H80V187H82ZM91 186H93L94 187V185H91ZM102 186H104V185H102ZM117 186V185H116ZM86 187H84V189L86 188ZM91 188V187H90ZM90 188H88V189H85V190H88V191H90L91 189ZM118 188V187H117ZM58 189V188H57ZM96 189V188H95ZM112 189V188H111ZM110 189V190H111ZM170 189H171V187H170ZM26 190V189H25ZM56 191V190H55ZM115 191H116V189H115ZM23 192V191H22ZM110 192V191H109ZM86 193V192H85ZM84 193V195H86ZM113 192H111V194H112ZM22 194V193H21ZM33 194V193H32ZM120 194H124V193H120ZM52 195V194H51ZM92 195V194H91ZM125 195V194H124ZM162 195V194H161ZM165 195V194H164ZM169 196H171V199H172V192L170 193V194H168ZM89 196H90V194H89ZM87 197V195H86V197L87 198H85L84 200L82 199V202L86 205V213H85V215H83V216H87V217H90V216H92V214H91V207L89 206V203L91 202V198L90 197ZM99 196V195H98ZM126 196V195H125ZM23 197V196H22ZM27 197V196H26ZM95 197V196H94ZM100 197V196H99ZM99 197L97 198V197H95L96 199V201H93L92 200V202L94 203V205H95V203L99 200V202H103V201H100L101 199H99ZM121 197V196H120ZM167 197V196H166ZM166 197H165V202H167V203H169L168 201H166ZM31 198H32V196H31ZM84 198V197H83ZM108 198V197H107ZM48 199V198H47ZM120 199V198H119ZM118 199V200H119ZM191 199V198H190ZM35 200V199H34ZM81 200V199H80ZM25 201V200H24ZM46 201V200H45ZM108 201V200H107ZM110 202V201H109ZM31 203V202H30ZM75 203V202H74ZM22 204H24V203H22ZM81 204V203H80ZM102 204V203H101ZM91 205V204H90ZM168 205V204H167ZM167 205H166V207H167ZM41 206V205H40ZM102 206V205H101ZM94 207V206H93ZM107 207V206H106ZM25 208V207H24ZM30 208V207H29ZM64 208V207H63ZM168 208H169V210H170V212L169 213H172V206L170 205V203H169V205H168ZM39 209V208H38ZM184 211V212H185ZM25 212V211H24ZM23 212V213H24ZM103 212H104V210H103ZM44 213V212H43ZM84 213V211L82 212V214ZM29 214V213H28ZM33 215V214H32ZM71 215V214H70ZM46 216V215H45ZM58 219V218H57ZM27 221H28V219H27ZM56 223V222H55ZM58 225V224H57ZM87 229V231L90 233V236H93V234L95 233V230L93 229V228H90V227H87L86 228ZM36 232V231H35ZM33 233V234H36V233ZM38 232V231H37ZM51 233H52V231H51ZM14 234V233H13ZM45 236L46 235H49V234H47V233H43ZM43 234H42V236H41V242H45V237L43 236ZM57 235H58V238H57V235L55 236V234H54V240L55 241H52L53 240V236H48L49 237V239L50 238H52V240H51V243L53 244L54 242H56L58 239H59V241H57L55 244H58V242H61V238H60V234H61V232H57L56 233ZM37 236V238H39V234L37 233L36 234ZM55 237L57 238V239H55ZM87 237H88V234H87V232H83L78 238H77V240H78V243L79 244H85L86 242H87ZM83 239V240H82ZM23 240V239H22ZM47 241V240H46ZM49 241L50 240H48V244H51V243H49ZM20 242H22V244L24 243V241H20ZM38 242L39 241H36V239L34 238V237H29L28 239H27V241H26V245H29V246H32V247H34L35 245H37L38 244ZM18 245H19V243H17ZM44 244H46V242L44 243ZM21 245V244H20Z\"/></svg>","mask_w":264,"mask_h":264}]
</instances>
